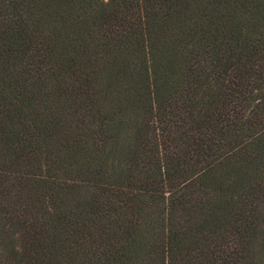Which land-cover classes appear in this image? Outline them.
I'll return each instance as SVG.
<instances>
[{
	"label": "trees",
	"instance_id": "1",
	"mask_svg": "<svg viewBox=\"0 0 264 264\" xmlns=\"http://www.w3.org/2000/svg\"><path fill=\"white\" fill-rule=\"evenodd\" d=\"M0 19V264H264V0Z\"/></svg>",
	"mask_w": 264,
	"mask_h": 264
},
{
	"label": "rangeland",
	"instance_id": "2",
	"mask_svg": "<svg viewBox=\"0 0 264 264\" xmlns=\"http://www.w3.org/2000/svg\"><path fill=\"white\" fill-rule=\"evenodd\" d=\"M12 23H10L9 21H4L2 19H0V30H5V31H8L9 28H12ZM36 79V75L34 73L31 74V80H35ZM77 86V84H74V82L72 81H66L65 84H64V87H73L75 88ZM73 116V115H72ZM82 116L81 114H77L76 116H73L72 117V121L69 125V128H68V133H69V140L71 141L72 139V136L73 135H81V133L83 132L84 130V126H83V119L81 120V117ZM262 179L259 180L260 182V185H259V188H263L264 187V173H262L261 175ZM78 193H81L83 191V187L80 185L78 189H76ZM75 194H70L68 193L67 195V198L68 200L70 201V207L68 209H71V200L72 201H76V198L75 196L77 195V192L74 191ZM32 219H33V215H32Z\"/></svg>",
	"mask_w": 264,
	"mask_h": 264
}]
</instances>
